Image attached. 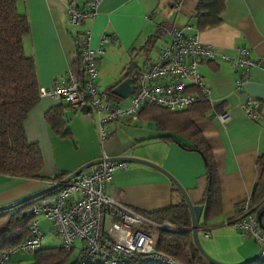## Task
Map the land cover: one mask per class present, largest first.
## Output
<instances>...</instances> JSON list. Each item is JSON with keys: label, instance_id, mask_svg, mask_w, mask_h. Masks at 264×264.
Returning <instances> with one entry per match:
<instances>
[{"label": "crops", "instance_id": "0c3cea01", "mask_svg": "<svg viewBox=\"0 0 264 264\" xmlns=\"http://www.w3.org/2000/svg\"><path fill=\"white\" fill-rule=\"evenodd\" d=\"M197 2L102 0L96 15L80 25L69 24L65 0H16V6L28 21L29 30L22 38V47L24 54L34 62L38 88H51L68 68L76 73L74 42L84 32H89L92 49L97 47L102 34L108 37L102 45V54L96 58V85L100 91L116 86L129 67L142 72L156 61L159 50L169 41L172 26L180 28L185 35L197 36L203 45L215 51L213 60L198 64L208 90L207 98L203 100L209 108L192 122L209 146L216 165L221 213L218 221L208 226V237H202L198 228L197 236L209 257L225 264H237L255 254L254 249L243 246V233L225 222L236 216L243 200L250 198L260 175L257 159L264 154V0H224L221 22L203 30L196 29L193 17ZM149 37L155 38L149 48L158 39L160 45L153 58L148 57L140 63L136 57L147 50L142 47ZM242 48L248 51V58L260 65L250 69L244 76L245 81L236 89L234 83L242 73L235 61ZM247 97L259 102L254 118L244 116L240 108ZM117 98H112L115 103L127 106L129 94ZM200 101L202 99L197 103ZM58 106L63 108L62 119L67 131L63 137L54 135L44 118L47 111ZM23 128L26 139L37 143L40 149V178L0 174V206L41 190L54 183L53 177L57 174L70 173L102 156H130L151 162L184 189L192 204L199 203L205 184L202 158L198 153L186 151L172 140L162 138L164 133L138 116L135 120L123 118L107 124L108 135L100 142L94 115L73 111L65 104L43 96L28 112ZM127 163L125 170L114 171L105 183L107 196L143 213L164 209L179 200L181 195L164 173L141 163ZM94 166L85 171H91ZM256 211L260 212L258 208ZM261 211L264 217V208ZM37 219L38 225L47 221L42 217L44 220H41L40 216ZM48 228L51 230L50 224ZM76 245L70 253L71 256L76 251L73 258L78 254ZM9 257L5 264H9Z\"/></svg>", "mask_w": 264, "mask_h": 264}, {"label": "built area", "instance_id": "2783aa9c", "mask_svg": "<svg viewBox=\"0 0 264 264\" xmlns=\"http://www.w3.org/2000/svg\"><path fill=\"white\" fill-rule=\"evenodd\" d=\"M101 1L65 0L69 24L80 25L92 19ZM89 41V32H84L81 35L77 73L68 68L51 88H38V98L47 96L68 105L73 111L94 115L100 142L108 135L107 124L123 118L135 120L142 104L181 111L207 98L208 90L198 71V64L213 60L215 51L203 45L195 35H185L180 28L172 26L169 41L159 50L157 60L137 75L128 104L124 107L115 103L106 91L98 90L96 85V58L102 54V45L108 37L102 34L94 49L90 48ZM239 53L235 65L242 76L234 83L236 89L245 81V74L260 65L248 58L246 49H240ZM84 107H87L86 113L82 112ZM258 107V100L251 97L240 105L244 116L249 118L256 116ZM127 167L125 160L101 161L91 171L82 170L33 204L28 210L31 217L28 237L17 246L1 251L0 264H5L11 253L31 252L40 247L42 231L38 225L39 216L49 221L51 230L60 237V245L66 252L75 248L76 241L80 242L76 264H178L170 256L157 251L152 238L141 229L144 224H149L176 230L172 223L152 222L104 193V185L112 173ZM104 215L109 218L106 230L102 229ZM225 224L249 234L260 248L263 246L257 262L264 264V217L257 219V211L250 198L239 204L236 216ZM200 231L202 237H208V227Z\"/></svg>", "mask_w": 264, "mask_h": 264}, {"label": "trees", "instance_id": "16d2710c", "mask_svg": "<svg viewBox=\"0 0 264 264\" xmlns=\"http://www.w3.org/2000/svg\"><path fill=\"white\" fill-rule=\"evenodd\" d=\"M223 9L224 0H198L193 14L196 29L203 30L219 24ZM28 30V21L24 14L17 11L16 0H0V174L39 179L42 155L37 143L26 139L23 128L28 112L39 99L34 62L24 54L22 47V38ZM154 39L149 37L142 48L148 49ZM80 50L81 36L74 42L77 71ZM139 72L129 67L120 82L129 78L133 88ZM112 88L106 90L108 96L114 100L118 99L111 94ZM206 102L202 99L184 111H169L145 103L138 112L140 120L152 122L158 131L165 134L162 138L170 139L182 149L194 151L202 158L205 184L198 203L202 205L197 223L199 230L217 222L221 213V189L216 165L209 146L192 122L193 118L203 115L209 108ZM62 110L60 106L54 107L45 113L44 118L51 132L63 137L67 135V131L64 129ZM176 137L182 138L185 142ZM257 164L260 166V175L252 187L250 201L255 211L257 208L261 211L264 208V154L258 157ZM68 174L59 173L53 180L58 182ZM50 193L52 192L0 211V252L17 246L28 237V226L31 221L28 210ZM261 205L263 206L260 207ZM140 213L152 222L167 221L176 228L167 230L149 224L141 226L146 234L147 228L154 229L153 236H149L157 251L170 256L178 264H209L192 242L189 214L181 197L164 209ZM31 252L33 259L30 264H76L77 261V255L69 260L71 251L66 252L61 245L39 247Z\"/></svg>", "mask_w": 264, "mask_h": 264}, {"label": "water", "instance_id": "95a60500", "mask_svg": "<svg viewBox=\"0 0 264 264\" xmlns=\"http://www.w3.org/2000/svg\"><path fill=\"white\" fill-rule=\"evenodd\" d=\"M130 90H131L130 79L125 78L111 89V94H113L119 98H124L130 93ZM87 111H88L87 107H84L82 109L83 113H86ZM115 160H125L127 162L141 163V164L153 167V168L159 170L160 172L164 173L165 176L173 183V185L175 186L178 193L181 195V197H182V199L186 205V208H187V211L189 214V219H190L191 239H192V242H193L195 248L197 249L198 253L209 264H225L222 262H218V261L212 259L211 257H209L203 251L202 247L200 246L199 239L197 236V230H198L197 229V223H198L199 217H200L201 212H202V205L192 204L190 199L188 198L187 193L184 191V189L182 187H180V185L170 175L166 174L159 166H157L151 162H148L146 160L135 158V157L114 156V157H106L103 159L102 158H96V159L90 160V161L80 165L78 168H76L74 171L70 172L67 176L62 178L60 181L54 182V183L50 184L49 186H47L41 190H38V191H36L30 195H27L23 198H20L16 201H13L11 203L0 206V211L9 209L11 207L17 206V205L24 203L26 201L33 200L39 196L45 195L49 192H52L53 190L60 187L62 184L68 182L70 179L77 176V174L80 173L82 170H85V169H87L93 165H96V164L100 163L101 161H115ZM262 213H263V211H260L257 213V219H260V217L262 216ZM262 249H263V246H261V248H259V250L254 254V256H252L251 258H249L248 260H246L244 262H240L237 264H252V263L256 262L257 257L259 256Z\"/></svg>", "mask_w": 264, "mask_h": 264}, {"label": "rangeland", "instance_id": "374dc122", "mask_svg": "<svg viewBox=\"0 0 264 264\" xmlns=\"http://www.w3.org/2000/svg\"><path fill=\"white\" fill-rule=\"evenodd\" d=\"M160 42H161L160 39H158V41L154 44V46L152 48L145 50L146 52L144 51V52H142V54H138L136 57V61H139L141 63L143 60H145V61L148 60V57L153 58L154 54L157 51V48L160 45ZM36 191H38V190H36ZM36 191H34V192H36ZM34 192H32V193H34ZM27 195H29V194H27ZM27 195H25V196H27ZM25 196H22L21 198H23ZM18 199H20V198H18ZM9 203H11V202H9ZM262 206L263 205H261L260 207H262ZM40 219H41V217H40ZM41 220H44V219H41ZM48 224L49 223L47 221H41V224L39 225V226H41V228L43 230L42 231L43 236L41 239V247H43V248L56 246V245H59L61 242L60 237L53 230H50L48 228ZM108 225H109L108 217L105 215L102 216V229L106 230ZM147 234L150 236H153L154 229L152 227L147 228ZM243 235H244L243 246L245 248H248V249H254V253H256L259 250L260 245L249 234L243 233ZM76 243L78 245H76ZM75 245L77 247H80V242L76 241ZM75 254H76V251H73L69 260H71ZM32 259H33V253L32 252H29V253H27V252H16V253H13L10 255L8 262H9V264H30L32 262Z\"/></svg>", "mask_w": 264, "mask_h": 264}]
</instances>
